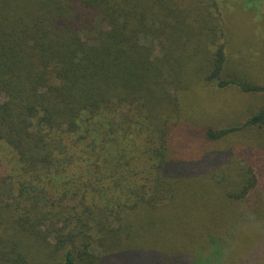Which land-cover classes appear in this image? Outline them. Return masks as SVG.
Here are the masks:
<instances>
[{"label": "trees", "instance_id": "obj_1", "mask_svg": "<svg viewBox=\"0 0 264 264\" xmlns=\"http://www.w3.org/2000/svg\"><path fill=\"white\" fill-rule=\"evenodd\" d=\"M225 18L0 0V264H264V55Z\"/></svg>", "mask_w": 264, "mask_h": 264}, {"label": "rangeland", "instance_id": "obj_2", "mask_svg": "<svg viewBox=\"0 0 264 264\" xmlns=\"http://www.w3.org/2000/svg\"><path fill=\"white\" fill-rule=\"evenodd\" d=\"M218 2L221 7V11L224 13V17H226L225 20L228 30L230 31V26H233L232 30H234V28H236L237 26H248V28H246L248 29V31H244L246 30L244 29L241 32L245 35L248 34V36H250V39L254 41V42H246L242 44L239 51H233L232 46L229 45L227 49L228 57L232 58L233 60H237L240 56H246L247 62H253L259 56H263L264 55V5H258L259 8H263L262 12H258L257 10H255L256 12H253L252 10L249 12L243 6L242 10L239 13V8L237 6V3L242 4L243 0H218ZM254 5L256 6V3ZM235 6H237L236 9ZM243 10L246 14H243ZM232 12L238 13V19L237 20L235 19L236 23H234V25L230 21V14H232ZM260 64H261V68L264 70V56L261 57ZM246 72L247 75H250V71H246ZM206 88H208V86ZM206 88H204L201 92H199L200 90L198 91L200 93L196 96L197 97L196 100L198 101V104H199L198 96L203 97L205 100L211 101L216 104H221L222 103L221 100L228 102L227 101L228 97H224L222 92L217 94L214 93V95L210 97L205 96L206 92L208 91ZM210 94H212V92H210ZM30 264H57V263L56 261H53L52 258L48 259V257L44 253L37 252L36 254L32 255Z\"/></svg>", "mask_w": 264, "mask_h": 264}]
</instances>
